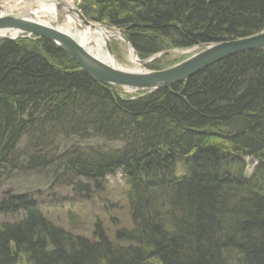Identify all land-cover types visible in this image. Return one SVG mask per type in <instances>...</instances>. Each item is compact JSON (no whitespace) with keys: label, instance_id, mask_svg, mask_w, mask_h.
<instances>
[{"label":"trees","instance_id":"trees-1","mask_svg":"<svg viewBox=\"0 0 264 264\" xmlns=\"http://www.w3.org/2000/svg\"><path fill=\"white\" fill-rule=\"evenodd\" d=\"M78 9L119 30L140 60L264 31V0H81ZM119 91L44 39L0 41V185L16 171L42 183L0 192V264H264V50L169 90ZM246 158L256 162L250 176ZM77 199L98 207L89 236L75 232Z\"/></svg>","mask_w":264,"mask_h":264},{"label":"water","instance_id":"water-1","mask_svg":"<svg viewBox=\"0 0 264 264\" xmlns=\"http://www.w3.org/2000/svg\"><path fill=\"white\" fill-rule=\"evenodd\" d=\"M62 3L63 4L54 3L55 9L65 11L68 14H75L77 16V20H79L84 27L90 29H101L104 34L110 38L119 36V38H121L124 44L129 48L131 55L137 60L138 67L153 62L168 53L164 52L157 54L146 61H140L133 48L120 32H110L104 26L98 24V26H96V24L87 21L79 10L65 9L66 2ZM39 4L48 5L43 0H31L28 6L21 12L0 17V33L14 31L18 35H25L27 38L35 37L48 41L64 52L70 59L75 61V63L92 81L100 83L114 92L117 88L132 91H146L148 93H153L158 90H169L171 87L186 82L189 78L227 58L247 52L264 50V32H262L245 39L198 46L194 49H200L199 52L190 56L181 63L164 70L140 72L123 71V69L117 67L114 63V57L112 59L113 63L110 65L106 64L104 61L94 57L85 48V46H82L70 35L61 33L56 30V28H52L35 21L31 13ZM16 37L17 36H15V38ZM108 37H106V39ZM0 39L5 40L10 38L1 37ZM106 39L105 44L107 45V52L110 56H112L108 40Z\"/></svg>","mask_w":264,"mask_h":264},{"label":"rangeland","instance_id":"rangeland-1","mask_svg":"<svg viewBox=\"0 0 264 264\" xmlns=\"http://www.w3.org/2000/svg\"><path fill=\"white\" fill-rule=\"evenodd\" d=\"M50 2L58 3V4H63L62 2L66 1L68 6L71 9H77V6L81 2V0H49ZM31 2V0H0V15H3L2 17L9 15V14H15L18 13L22 10H24L28 4ZM38 7V6H36ZM56 10V19L55 20H49L50 23L47 24V26L52 27V28H57L61 24L65 23L66 18L71 16V14L66 13L65 11L62 10ZM38 18V21H43L45 22L46 20H43L42 18ZM78 21V24L76 23V26L73 27V31H75L77 34L83 31V25L82 23ZM88 21V20H87ZM90 22V21H89ZM93 23V22H91ZM96 26L101 25L104 26L105 28L111 29V27H108L104 24L101 23H94ZM98 24V25H97ZM111 31H117V29H112ZM118 32V31H117ZM264 32V31H263ZM262 33V32H260ZM258 33V34H260ZM257 35V34H255ZM253 35V36H255ZM5 37H9V35H4ZM252 37V36H250ZM248 38V37H246ZM105 39L106 37H99L97 35H94L92 37V43L85 46V48L94 56L97 55L100 58L104 59L107 63H110V59L112 61L113 57L115 59V64L117 63V66H119L123 71H149L150 69L146 68L144 65L141 67L134 66L131 63V56H130V50L129 48L118 38L111 37L107 38L108 40V45L110 47V50L112 52V56H110L107 52V45L105 44ZM245 39V38H241ZM1 40V39H0ZM238 40V39H236ZM233 41V40H232ZM198 49H187V50H171L168 52L165 56H161L157 60L151 62H159V67L161 69H166L176 63H179L181 61H184L188 57L194 55V53ZM147 60V59H146ZM149 63V64H151ZM100 84V83H99ZM119 91L120 97L124 96H129L133 97L137 95L136 91L128 90V89H120ZM145 92V91H143ZM141 91V93H143ZM245 164L247 167L246 174L247 176H250L252 173V169L254 168L256 162L251 161L250 158L245 159ZM37 177H31L30 173H27L23 175L21 172H14L9 176L5 182H3L0 185V192H5L7 190H13L14 192H24L28 191L31 189L38 188L37 185H42L41 181L39 179H36ZM107 183L109 187V191H113V195H117L116 191L118 190L119 187L122 186V181L118 175H116L114 178L109 177L107 178ZM112 193H109L106 195L105 200L110 201L114 206L120 205L119 200H116L113 198L111 195ZM76 205L75 208L77 209V216H81V225L78 224L75 226L79 228V230L75 229L76 233L83 234L84 236H89L90 231L92 228V219H89L92 214H97L98 207L97 204L90 202L86 203L85 199H77L76 200ZM92 201V200H91ZM48 203V202H47ZM68 203V200H63L61 203V206L66 209V205ZM47 209L50 210V218L54 223H58L59 226L61 227H66L65 226V221H64V212L60 210L59 206L57 203L50 204L48 203ZM113 214V213H112ZM59 222H62L59 224ZM89 223V224H88ZM107 230H108V224H105ZM123 221H121L119 227H123ZM116 229V228H115Z\"/></svg>","mask_w":264,"mask_h":264},{"label":"bare ground","instance_id":"bare-ground-1","mask_svg":"<svg viewBox=\"0 0 264 264\" xmlns=\"http://www.w3.org/2000/svg\"><path fill=\"white\" fill-rule=\"evenodd\" d=\"M43 1H45V3L48 5L39 4L38 7L34 8V11H32L31 14H32V17L35 21H38L37 20L38 18H36V17H39V18H42L43 20H46L45 22H43V21H38V22L47 26V24L50 23L49 20H55L56 19L57 14H56V10L54 7V3H50L49 0H43ZM65 9L71 10V8L68 6L67 3H66ZM2 16L3 15H0V17H2ZM76 23L78 24L77 16L75 14H71V16L66 18L65 23L58 26L56 28V30H58L61 33H64V34L66 33V34L70 35L77 42H79L82 46H87V45L91 44L92 43V37L94 35H97L101 38L106 36L101 29H97V28L90 29L87 27H83V31L77 34L75 31H73V27L76 26ZM4 35H9V37H12V36H15V32H1L0 38L4 37ZM106 37H108V36H106ZM108 38H110V37H108ZM117 38L122 41V39L119 38V36H117ZM94 56L96 58L100 59L101 61L103 60L106 64H109L104 59L100 58L99 56H97V55H94ZM130 56H131V63L134 66H138L137 60L131 55V53H130ZM110 63H112L111 59H110ZM116 65H117V63H116Z\"/></svg>","mask_w":264,"mask_h":264}]
</instances>
